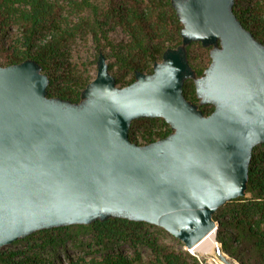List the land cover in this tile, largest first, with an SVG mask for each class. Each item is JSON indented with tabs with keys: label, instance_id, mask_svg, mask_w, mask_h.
<instances>
[{
	"label": "water",
	"instance_id": "1",
	"mask_svg": "<svg viewBox=\"0 0 264 264\" xmlns=\"http://www.w3.org/2000/svg\"><path fill=\"white\" fill-rule=\"evenodd\" d=\"M170 3L180 45L126 86L102 53L76 103L47 96L34 60L0 65V252L40 230L112 218L161 228L189 252L217 229L220 207L247 196L252 150L264 145V44L234 0ZM193 42L210 47L200 76L187 61ZM187 80L197 104L182 94ZM204 105L213 111L203 115ZM143 118L162 119L170 134L131 141Z\"/></svg>",
	"mask_w": 264,
	"mask_h": 264
},
{
	"label": "trees",
	"instance_id": "2",
	"mask_svg": "<svg viewBox=\"0 0 264 264\" xmlns=\"http://www.w3.org/2000/svg\"><path fill=\"white\" fill-rule=\"evenodd\" d=\"M233 13L264 44V0H234ZM180 29L170 0H0V64L34 60L48 78L47 96L76 103L93 78L86 63L70 59L77 39L91 41L95 60L102 53L116 85L123 87L133 82L136 72L152 73L153 63L164 51L180 45ZM117 30L125 40L112 38ZM209 50L198 42L186 47L187 61L198 76L210 63ZM182 94L198 103L191 80L185 81ZM200 109L208 115L213 106ZM170 132L162 119H137L130 125L129 139L146 145ZM246 194L214 214L219 222L216 241L237 264H264V145L252 150ZM160 233L166 232L120 218L45 229L14 242L23 244L22 248L1 250L0 264H46L44 251L55 253L59 246L85 234L104 251L116 243H126L133 255L106 252L101 258L68 257L50 264H140V247L150 250L151 264H201L188 252L163 244Z\"/></svg>",
	"mask_w": 264,
	"mask_h": 264
},
{
	"label": "rangeland",
	"instance_id": "3",
	"mask_svg": "<svg viewBox=\"0 0 264 264\" xmlns=\"http://www.w3.org/2000/svg\"><path fill=\"white\" fill-rule=\"evenodd\" d=\"M246 5V2L243 3ZM112 38L115 41H122L125 40V35L120 31L117 30L113 35ZM70 59L74 63H86L91 75H95L96 73V62L95 60V51L92 46L91 41L88 39L86 41L77 39L75 43L71 46V56ZM2 65V64H0ZM4 66V65H3ZM156 231L155 229H152ZM160 241L169 246L170 248L176 251H183L187 252L183 245L168 233H160L159 234ZM219 247L218 251L210 252L204 255H191L195 257L201 264H224L220 260V257H223L229 262L234 263L235 261L231 260L226 254L221 251L219 243L216 241ZM24 245L18 243L16 245L11 244L2 248V250H9V249H17L22 248ZM106 252L109 253H123L126 255H133V249L126 243H116L108 248V250L104 251V249L100 247H96L93 245L92 238L88 235H79L74 241H67L63 245L59 246L55 253L51 252L50 250H46L43 253L44 258L46 259L45 263H55L58 260L65 261L67 258H84V259H91V258H101ZM138 252L141 256V263L140 264H151V260L153 258L150 250L146 247L138 248ZM236 263V262H235ZM234 263V264H235ZM237 264V263H236Z\"/></svg>",
	"mask_w": 264,
	"mask_h": 264
},
{
	"label": "bare ground",
	"instance_id": "4",
	"mask_svg": "<svg viewBox=\"0 0 264 264\" xmlns=\"http://www.w3.org/2000/svg\"><path fill=\"white\" fill-rule=\"evenodd\" d=\"M217 229H212L207 236L193 249L189 250L192 255H204L215 251Z\"/></svg>",
	"mask_w": 264,
	"mask_h": 264
},
{
	"label": "crops",
	"instance_id": "5",
	"mask_svg": "<svg viewBox=\"0 0 264 264\" xmlns=\"http://www.w3.org/2000/svg\"><path fill=\"white\" fill-rule=\"evenodd\" d=\"M235 263V262H234ZM236 264V263H235Z\"/></svg>",
	"mask_w": 264,
	"mask_h": 264
}]
</instances>
